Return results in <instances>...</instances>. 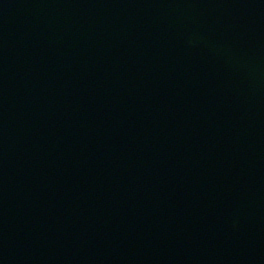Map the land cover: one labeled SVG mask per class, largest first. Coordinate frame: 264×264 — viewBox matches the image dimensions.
<instances>
[{"label":"water","instance_id":"95a60500","mask_svg":"<svg viewBox=\"0 0 264 264\" xmlns=\"http://www.w3.org/2000/svg\"><path fill=\"white\" fill-rule=\"evenodd\" d=\"M0 264H264V0H0Z\"/></svg>","mask_w":264,"mask_h":264}]
</instances>
